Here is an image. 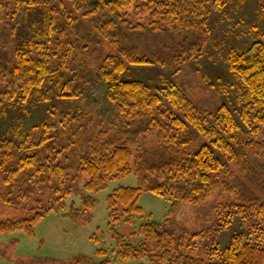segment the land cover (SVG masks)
Wrapping results in <instances>:
<instances>
[{
  "label": "trees",
  "instance_id": "obj_1",
  "mask_svg": "<svg viewBox=\"0 0 264 264\" xmlns=\"http://www.w3.org/2000/svg\"><path fill=\"white\" fill-rule=\"evenodd\" d=\"M248 1L0 0V22L8 20L10 16V20H14L23 11L29 13L43 9L45 12L43 24L35 25L33 36L16 46L11 79L2 75L0 116L9 104L26 106L33 100H50L51 86L56 88L60 97L66 98L82 99L93 92V87L86 93L74 89L70 93L65 91L72 86L65 73L70 60L74 61L70 52L87 48L84 42L88 38L86 31L84 35L75 34L72 37L69 30L76 28L75 24L80 20L63 13L66 4L75 5L77 10L79 3L96 7L94 12L105 6L111 17L98 29L108 38L116 28L113 16L129 7L141 5L150 14V27L154 32L167 30L196 36V43L190 50L189 57L192 58L195 55L203 56L208 47L211 15L233 2L245 4ZM58 14L65 22L69 20L66 26H56ZM129 26L131 30L143 29L141 25ZM226 62L241 83L236 98L239 118L227 105H222L215 115H203L174 84L154 89L143 82L123 80L128 64H163L160 59L152 60L139 56L134 50H124L120 56L106 57L100 66L95 88L101 89L105 105L110 107L119 123H111L107 130L100 127L99 131L92 133L87 153L78 157V171L87 177L83 186L85 193H98L110 181L118 178L135 175L138 179L137 187H120L107 198L108 231L116 243V262L148 260L149 264H264V185L258 194L246 199L235 174L238 172L250 178L259 174L264 178V43L255 42L245 50L231 49ZM50 128L49 121L44 120L40 126L29 131L15 129V140L0 137V181L12 187L20 175L25 176L27 185L21 191L24 195L31 193L30 183L55 182L53 199L61 201V210H66L64 202L73 193L67 185L70 180L73 181L69 178V168L56 158L43 161L40 158L39 151L54 139ZM192 129L209 141L194 154L183 151L192 143ZM34 131H45L39 143L33 140ZM154 135L168 143L165 148L167 159L159 162H151L147 151L132 149L136 144L145 145L147 139ZM218 187L226 193L236 191L239 194V202L219 211L227 219L223 227H227L235 216H241L250 236L255 235L254 241L244 234H237L227 248L215 245L207 259H200L188 256L186 252L196 247L195 241L204 237L203 233L176 236L167 230L165 224L146 222L138 232L142 242L133 244L116 231L121 221L130 223L136 216L144 215L145 211L139 205L144 193L174 200L171 212L175 213L180 204L204 202L210 192ZM96 202L90 196L82 197L80 207L74 203L70 206L71 218L80 221L95 208ZM35 211L28 219L0 223V234L23 232L26 236L34 237L35 228L44 216L58 210L54 206L48 209L39 206ZM92 240L97 244L100 241L96 236ZM106 253L105 250L97 252L99 256ZM82 262L93 263L90 258ZM101 264H110V261Z\"/></svg>",
  "mask_w": 264,
  "mask_h": 264
},
{
  "label": "rangeland",
  "instance_id": "obj_2",
  "mask_svg": "<svg viewBox=\"0 0 264 264\" xmlns=\"http://www.w3.org/2000/svg\"><path fill=\"white\" fill-rule=\"evenodd\" d=\"M78 5L77 10L75 5L66 4L63 13L80 20L75 24L77 27H72L69 31L72 37L75 34L84 35L83 32L86 31L88 38L84 44L87 48L70 52L74 61L70 60L65 73L67 79L72 81V86L65 91L70 93L74 89L76 92L86 93L93 87V92L82 99L66 98L60 97L56 88L51 86L50 100H33L26 106L9 104L5 113L0 116V137L13 140L15 129L29 131L40 126L44 120L49 121L54 139L39 151L40 158L42 161L56 158L69 168V178L73 181L70 180L67 185L73 193L64 202L67 209L61 210L62 202L53 199L55 182L30 183L31 193L24 195L21 191L27 185L25 176L20 175L12 187L0 181V223L28 219L39 206L44 209L54 206L58 210L44 216L35 228L34 237L26 236L23 232L0 234V264H86L82 262L85 258H90L92 264H101L106 260L110 264H149L148 260L116 262V243L108 231V196L120 187H137V177L130 175L118 178L110 181L98 193H85L83 186L87 177L78 171V157L87 153L92 133L99 131L100 127L107 130L111 123H119L110 107L105 105L101 89L95 88L100 66L106 57L120 56L124 50H134L139 56L152 60L160 59L163 64H128L123 80L143 82L154 89L174 84L194 102L203 115H215L222 105H227L239 118L236 98L241 83L229 70L226 57L231 49L245 50L255 42L264 43V0H249L245 4L233 2L213 13L210 17L211 39L208 47L203 56L195 55L192 58L189 57L190 50L196 43V36L188 32H154L150 27V14L141 5L129 7L113 16L116 28L110 32L109 38L98 29V26L111 17L106 7L102 6L94 12L96 7L81 3ZM44 16L43 9H36L29 13L23 11L14 20H10V16L8 20L0 22V92L3 89L2 75L11 79L16 46L33 36L35 25L43 24ZM61 16L58 14L56 26H66L69 22H65ZM129 24L141 25L143 29L131 30ZM44 132H33L35 143H39ZM191 138L192 143L183 149L184 152L194 154L201 146L209 144L207 139L193 129ZM167 146L165 139L154 135L147 139L145 145L136 144L132 149L147 151L151 162H159L167 159ZM235 174L238 176L237 184L242 188L246 199L258 194L264 185V178L259 174L253 178L243 177L238 172ZM84 196L94 198L96 206L80 221H75L70 216V206L74 203L80 207ZM238 198L236 191L229 194L218 187L210 192L204 202L180 204L176 212L172 213L174 200L144 193L139 200V205L145 211L144 215L136 216L130 223L121 221L116 226V231L133 244L142 242L138 232L146 222L165 224L167 230L176 236L183 233H203L204 237L197 238L196 247L187 251L186 255L207 259L213 246L225 249L237 234H244L246 238L255 240V235L250 236L244 227L241 216H235L227 227H223L227 219L219 211L239 202ZM220 225L222 227L219 228ZM93 236L100 239L98 244L93 242ZM99 250H105L106 255L99 256Z\"/></svg>",
  "mask_w": 264,
  "mask_h": 264
}]
</instances>
